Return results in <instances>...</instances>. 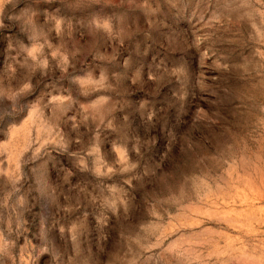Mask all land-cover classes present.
Instances as JSON below:
<instances>
[{"label": "rangeland", "instance_id": "rangeland-1", "mask_svg": "<svg viewBox=\"0 0 264 264\" xmlns=\"http://www.w3.org/2000/svg\"><path fill=\"white\" fill-rule=\"evenodd\" d=\"M0 264H264V0H0Z\"/></svg>", "mask_w": 264, "mask_h": 264}]
</instances>
